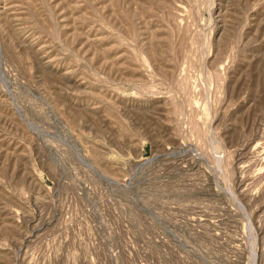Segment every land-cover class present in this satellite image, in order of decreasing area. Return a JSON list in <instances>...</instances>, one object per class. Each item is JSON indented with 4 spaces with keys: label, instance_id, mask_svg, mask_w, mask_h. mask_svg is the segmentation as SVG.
Returning a JSON list of instances; mask_svg holds the SVG:
<instances>
[{
    "label": "rangeland",
    "instance_id": "1",
    "mask_svg": "<svg viewBox=\"0 0 264 264\" xmlns=\"http://www.w3.org/2000/svg\"><path fill=\"white\" fill-rule=\"evenodd\" d=\"M0 264H264V0H0Z\"/></svg>",
    "mask_w": 264,
    "mask_h": 264
}]
</instances>
